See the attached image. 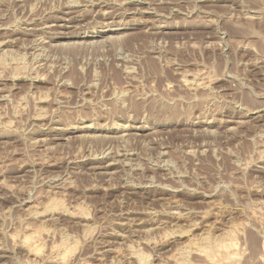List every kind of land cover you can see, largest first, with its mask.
Masks as SVG:
<instances>
[{"label": "rangeland", "instance_id": "374dc122", "mask_svg": "<svg viewBox=\"0 0 264 264\" xmlns=\"http://www.w3.org/2000/svg\"><path fill=\"white\" fill-rule=\"evenodd\" d=\"M263 118L264 0H0V264H264Z\"/></svg>", "mask_w": 264, "mask_h": 264}, {"label": "bare ground", "instance_id": "6f19581e", "mask_svg": "<svg viewBox=\"0 0 264 264\" xmlns=\"http://www.w3.org/2000/svg\"><path fill=\"white\" fill-rule=\"evenodd\" d=\"M19 1V0H18ZM146 2V1H145ZM149 2V1H148ZM145 4V3H144ZM74 7V6H73ZM67 8V7H66ZM146 8V7H145ZM154 8V7H153ZM141 9V8H140ZM70 11V10H69ZM102 12V11H101ZM145 12V11H144ZM72 13V12H71ZM107 13V12H106ZM67 14V13H66ZM135 14V13H134ZM104 15H105V13H104ZM158 16V15H157ZM29 26V25H28ZM46 26V25H45ZM44 27V26H43ZM49 27V26H48ZM32 30V29H31ZM46 30V29H45ZM35 38H37V37H35ZM80 43H82V42H80ZM6 44V43H5ZM90 44H92V42L90 43ZM94 44V43H93ZM239 105V104H238ZM242 105V104H241ZM240 108V107H239ZM254 115V114H256V113H251V115ZM255 117V116H254ZM257 117V116H256ZM264 119V118H263ZM190 124V123H189ZM123 133V132H122ZM127 134V133H126ZM122 136H123V134H122ZM109 151V150H108ZM103 154V153H102ZM107 154V153H106ZM108 157V156H107ZM114 160V159H113ZM114 164V163H113ZM121 164V163H120ZM111 166V165H110ZM104 167V166H103ZM96 168V167H95ZM105 168V167H104ZM100 172V171H99ZM107 173H109V172H107ZM96 175H97V173H96ZM108 175V174H107ZM122 226V225H121ZM230 231V230H229ZM232 231V230H231ZM234 233V232H233ZM207 234V233H206ZM205 235V234H204ZM211 235V234H210ZM226 238L225 239H229V241L231 242V240H230V238H231V232H229L228 233V231H227V236H225ZM201 238V237H200ZM213 238V237H212ZM212 238L209 236V235H205V236H203L201 239H198V240H192L191 242H190V249H191V251L192 252H196V253H201V251L203 250H201V244L203 245V244H211V242H212ZM32 241H33V237H25L24 238V240L22 241V244L25 246V247H27V248H29V249H31V245H32ZM222 242L223 241H220V244H219V249H221V247L223 246V247H227V244L225 243H223L222 244ZM229 242V243H230ZM213 243V242H212ZM218 243V242H217ZM230 245V247H231V244H229ZM229 247V248H230ZM188 248V247H187ZM229 248H228V250H229ZM222 249H224V248H222ZM231 249V248H230ZM32 250V249H31ZM224 250H226L227 251V249H224ZM225 251V252H226ZM31 252V251H30ZM61 252V249H57V251H56V253L57 254H59ZM191 252V253H192ZM205 252V251H204ZM202 254H203V252H202ZM201 255V254H200ZM204 256V255H203ZM207 257H208V255H207ZM264 257V256H263ZM209 260H210V257L208 258ZM261 260H263V258L261 259Z\"/></svg>", "mask_w": 264, "mask_h": 264}]
</instances>
